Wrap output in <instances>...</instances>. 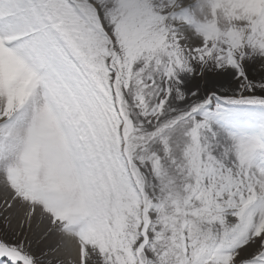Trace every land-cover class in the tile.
<instances>
[{"label":"snow or ice","instance_id":"1","mask_svg":"<svg viewBox=\"0 0 264 264\" xmlns=\"http://www.w3.org/2000/svg\"><path fill=\"white\" fill-rule=\"evenodd\" d=\"M0 264H264V0H0Z\"/></svg>","mask_w":264,"mask_h":264}]
</instances>
